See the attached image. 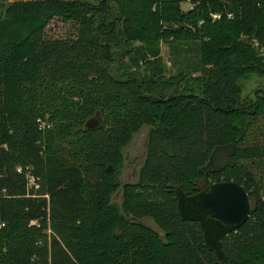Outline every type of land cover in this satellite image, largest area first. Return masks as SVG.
Masks as SVG:
<instances>
[{"label": "trees", "instance_id": "1", "mask_svg": "<svg viewBox=\"0 0 264 264\" xmlns=\"http://www.w3.org/2000/svg\"><path fill=\"white\" fill-rule=\"evenodd\" d=\"M3 1L0 264H220L200 224L182 219L175 189L223 181L252 201L223 238L225 264H264L262 152L249 140L264 85L243 96L241 84L264 77L253 46H264V0ZM56 20L75 33L49 37ZM161 42L182 61L194 51L196 64L174 60L167 76ZM97 113L102 126L86 129ZM144 126L139 179L122 185L119 205L124 149Z\"/></svg>", "mask_w": 264, "mask_h": 264}, {"label": "water", "instance_id": "2", "mask_svg": "<svg viewBox=\"0 0 264 264\" xmlns=\"http://www.w3.org/2000/svg\"><path fill=\"white\" fill-rule=\"evenodd\" d=\"M102 124V117L97 113L85 126L95 130ZM108 170H112L111 165ZM175 194L182 219L200 224L206 246L215 253L220 264H225L223 238L241 228L251 216L252 201L246 188L237 181H223L193 195L178 187Z\"/></svg>", "mask_w": 264, "mask_h": 264}, {"label": "rangeland", "instance_id": "3", "mask_svg": "<svg viewBox=\"0 0 264 264\" xmlns=\"http://www.w3.org/2000/svg\"><path fill=\"white\" fill-rule=\"evenodd\" d=\"M0 3L2 4L3 7L5 6L3 0H0ZM192 8H193V3L191 1L182 3V9L184 11H188ZM73 33H75L73 25L71 23H64L61 20L54 21L48 27L49 37L66 38ZM253 46L259 48L260 51L259 54L262 55L261 57H264L263 56L264 46H262L260 42L256 40H254ZM187 55L190 59L188 61L187 60L182 61L180 58L181 55H177L174 53V51L171 49L170 43L161 42V57L163 62L169 68V72L167 76H170L172 73L176 71L177 67L175 64H173L174 60L180 61L182 64L184 63H187L189 65L190 63L196 64L197 61L196 53L194 51H190L187 53ZM194 75H196V73ZM241 84L243 89L242 91L243 96L246 95L247 92L249 95L251 91L250 89L258 85H264V77L254 74L249 76L248 78H245L241 82ZM149 131H150L149 126L142 127L133 136L130 143L124 149L125 160L118 173V180L121 183V186L112 196L113 202L118 203L119 205H121L123 202L122 185L124 183H135L139 179V171L142 164L144 163V159L146 156ZM249 140L252 142L250 143L251 145L257 144V146H260V150L262 152V154L260 155L261 158L256 160V163H258L260 166H256V168H254V173L257 180V187L259 188L261 194L264 195V117L258 123H256L249 131ZM144 223L148 224L152 228H155L154 223L149 219L144 220ZM48 232L50 233V231Z\"/></svg>", "mask_w": 264, "mask_h": 264}, {"label": "built area", "instance_id": "4", "mask_svg": "<svg viewBox=\"0 0 264 264\" xmlns=\"http://www.w3.org/2000/svg\"><path fill=\"white\" fill-rule=\"evenodd\" d=\"M213 17H214V18H217V17H218V15H217V14H216V15L214 14V15H213Z\"/></svg>", "mask_w": 264, "mask_h": 264}]
</instances>
